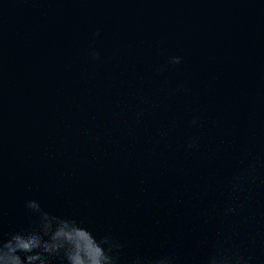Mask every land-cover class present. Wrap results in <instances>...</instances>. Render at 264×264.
Here are the masks:
<instances>
[{
	"label": "water",
	"instance_id": "95a60500",
	"mask_svg": "<svg viewBox=\"0 0 264 264\" xmlns=\"http://www.w3.org/2000/svg\"><path fill=\"white\" fill-rule=\"evenodd\" d=\"M72 222L120 264H264V0H0V239L92 253Z\"/></svg>",
	"mask_w": 264,
	"mask_h": 264
},
{
	"label": "clouds",
	"instance_id": "9594fccd",
	"mask_svg": "<svg viewBox=\"0 0 264 264\" xmlns=\"http://www.w3.org/2000/svg\"><path fill=\"white\" fill-rule=\"evenodd\" d=\"M92 59H98L99 53L93 51ZM171 64L182 62L181 57H170ZM195 123V121H193ZM195 140L189 142V147H194ZM256 178V165L250 164L233 177V184L237 189L245 183ZM32 210L39 211V206L34 201L27 204ZM235 207L229 205L226 214L233 213ZM47 221V214H44ZM74 228L71 231L77 234L86 233L93 242L94 251L89 253L75 243L70 231L56 228L48 239L49 225L45 224L44 235L37 232H19L10 235L7 240L0 239V264H48L52 256H61L65 264H120V250L123 245L111 238L103 236L99 240L85 228L72 222ZM65 227L67 225L65 224ZM130 264H177L174 256H166L151 261L136 258ZM204 264H253L252 258L228 246L226 243L218 244L205 258Z\"/></svg>",
	"mask_w": 264,
	"mask_h": 264
}]
</instances>
